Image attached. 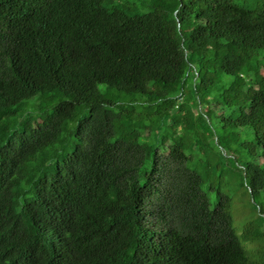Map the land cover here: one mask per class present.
<instances>
[{"label": "trees", "instance_id": "trees-1", "mask_svg": "<svg viewBox=\"0 0 264 264\" xmlns=\"http://www.w3.org/2000/svg\"><path fill=\"white\" fill-rule=\"evenodd\" d=\"M0 264H264V0H0Z\"/></svg>", "mask_w": 264, "mask_h": 264}, {"label": "rangeland", "instance_id": "rangeland-1", "mask_svg": "<svg viewBox=\"0 0 264 264\" xmlns=\"http://www.w3.org/2000/svg\"><path fill=\"white\" fill-rule=\"evenodd\" d=\"M250 201L249 197L246 196L243 191H239L234 195L232 213L236 218L237 223H241L244 218L249 219L253 217L254 211L251 207Z\"/></svg>", "mask_w": 264, "mask_h": 264}]
</instances>
